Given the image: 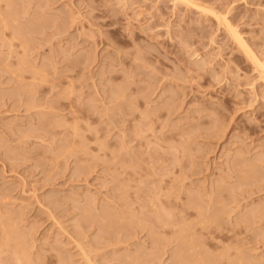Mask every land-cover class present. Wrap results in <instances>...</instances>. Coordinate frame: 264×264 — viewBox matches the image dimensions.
Masks as SVG:
<instances>
[{"label":"rangeland","instance_id":"rangeland-1","mask_svg":"<svg viewBox=\"0 0 264 264\" xmlns=\"http://www.w3.org/2000/svg\"><path fill=\"white\" fill-rule=\"evenodd\" d=\"M0 264H264V0H0Z\"/></svg>","mask_w":264,"mask_h":264}]
</instances>
